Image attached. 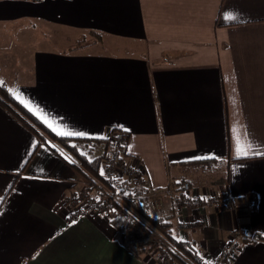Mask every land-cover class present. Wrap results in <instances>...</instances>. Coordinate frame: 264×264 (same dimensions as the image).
<instances>
[{"label":"crops","instance_id":"0c3cea01","mask_svg":"<svg viewBox=\"0 0 264 264\" xmlns=\"http://www.w3.org/2000/svg\"><path fill=\"white\" fill-rule=\"evenodd\" d=\"M0 84L56 135L96 142L94 156L125 132L149 188L187 182L201 204L178 190L159 214L197 256L236 235L228 264H264V0H0ZM58 150L0 106V264H172L72 204L88 185Z\"/></svg>","mask_w":264,"mask_h":264},{"label":"built area","instance_id":"2783aa9c","mask_svg":"<svg viewBox=\"0 0 264 264\" xmlns=\"http://www.w3.org/2000/svg\"><path fill=\"white\" fill-rule=\"evenodd\" d=\"M128 135L123 131H113L108 137L107 147L102 153L99 163V174L106 182L107 188L98 191L96 197L89 195L88 191L83 190L78 196H70V202H79L88 208L101 210L110 214L112 218L122 220L119 229L120 242L124 248L134 252L141 248L155 245L159 250L164 262L166 258L165 248L168 243L163 236L154 230H143L137 226L133 219L134 215L126 207L125 203L145 202L147 206L154 211L161 210L164 206V197L172 198L175 206H180L181 202L177 192H184V201L192 205H200L202 199L200 196L192 197L189 195V184L181 183L178 187L173 186L164 190L149 188L145 182V173L130 164L126 160V147ZM103 173V174H102ZM211 203L227 206L231 203L230 198L225 193H215L208 195ZM238 242V237L233 235L214 255L211 260L201 256L197 257L198 264H228L233 256ZM172 264H178L170 261Z\"/></svg>","mask_w":264,"mask_h":264},{"label":"trees","instance_id":"16d2710c","mask_svg":"<svg viewBox=\"0 0 264 264\" xmlns=\"http://www.w3.org/2000/svg\"><path fill=\"white\" fill-rule=\"evenodd\" d=\"M0 106L21 125L29 130L37 139L38 144L48 146L57 154L60 153L58 148H62L67 152H70L76 159V162L72 164V167L81 179L87 183L88 193L95 189L101 191L102 189L107 188L106 182L102 179L98 171L102 154L100 156L90 158L79 150L81 146H91L96 142H90L82 138L56 135L27 108L19 103L1 84ZM100 141V143L103 142L106 145L105 147H107L108 138H104ZM55 144H57V146ZM125 205L134 215L133 219L135 222L144 223L146 225L148 224L149 227L162 234L163 238L169 245L165 248V256L169 261H175L178 264H198L197 255L195 254L193 248L189 244L177 241L170 235V219L173 217L171 211L168 210L169 212L167 211L165 215L162 216L159 214L160 210H151L145 202L127 201ZM119 221L122 223L121 219H119ZM147 248H151V246L141 248L133 253H140Z\"/></svg>","mask_w":264,"mask_h":264},{"label":"rangeland","instance_id":"374dc122","mask_svg":"<svg viewBox=\"0 0 264 264\" xmlns=\"http://www.w3.org/2000/svg\"><path fill=\"white\" fill-rule=\"evenodd\" d=\"M90 149V150H89ZM91 146H89V148H88V146L87 147H80L79 148V150L81 151V152H83V153H85L87 156H89L90 158L91 157H93L97 152L96 151H91ZM86 191V190H85ZM97 192L98 191H96V190H93V191H91L90 192V194L89 195H91V196H93V197H96V194H97ZM82 193H83V191H82ZM137 226L139 227V228H141V229H143V230H148L149 232H151L150 230H154V231H157V230H155V229H153V228H151V227H149V225L147 224H144V223H137ZM159 232V231H158ZM160 233V232H159ZM161 234V233H160ZM162 235V234H161ZM120 237V236H119ZM147 247H149V246H147ZM156 246L155 245H152L151 244V248H155ZM156 249H157V247H156ZM160 253V252H159Z\"/></svg>","mask_w":264,"mask_h":264},{"label":"snow or ice","instance_id":"6c2138e0","mask_svg":"<svg viewBox=\"0 0 264 264\" xmlns=\"http://www.w3.org/2000/svg\"><path fill=\"white\" fill-rule=\"evenodd\" d=\"M229 18H235L231 13L228 14ZM79 134V133H78ZM250 147V145H247L246 147H240V141L238 140L237 142V155H243V156H248L250 154V152L247 150ZM255 155H259L260 153H252ZM103 174V173H102ZM3 203V198L0 197V204Z\"/></svg>","mask_w":264,"mask_h":264}]
</instances>
